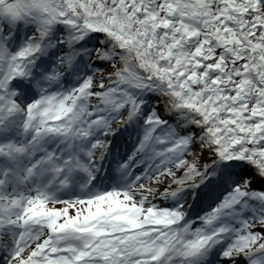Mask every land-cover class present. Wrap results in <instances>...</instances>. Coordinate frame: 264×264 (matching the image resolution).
<instances>
[{"label":"snow or ice","instance_id":"snow-or-ice-1","mask_svg":"<svg viewBox=\"0 0 264 264\" xmlns=\"http://www.w3.org/2000/svg\"><path fill=\"white\" fill-rule=\"evenodd\" d=\"M0 264H264V0H0Z\"/></svg>","mask_w":264,"mask_h":264}]
</instances>
